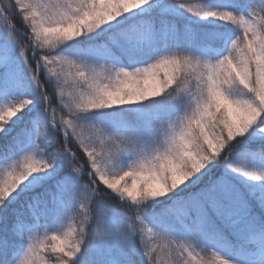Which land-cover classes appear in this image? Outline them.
I'll return each mask as SVG.
<instances>
[{
  "label": "snow or ice",
  "instance_id": "6c2138e0",
  "mask_svg": "<svg viewBox=\"0 0 264 264\" xmlns=\"http://www.w3.org/2000/svg\"><path fill=\"white\" fill-rule=\"evenodd\" d=\"M0 264H264V0H0Z\"/></svg>",
  "mask_w": 264,
  "mask_h": 264
},
{
  "label": "trees",
  "instance_id": "16d2710c",
  "mask_svg": "<svg viewBox=\"0 0 264 264\" xmlns=\"http://www.w3.org/2000/svg\"><path fill=\"white\" fill-rule=\"evenodd\" d=\"M19 23V22H18Z\"/></svg>",
  "mask_w": 264,
  "mask_h": 264
}]
</instances>
